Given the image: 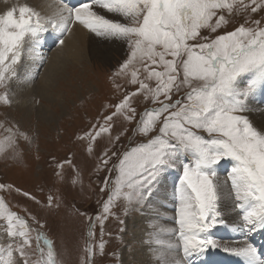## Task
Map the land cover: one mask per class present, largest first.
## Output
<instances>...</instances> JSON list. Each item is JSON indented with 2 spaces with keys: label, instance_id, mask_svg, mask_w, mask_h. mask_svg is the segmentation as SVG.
I'll return each mask as SVG.
<instances>
[{
  "label": "snow or ice",
  "instance_id": "obj_1",
  "mask_svg": "<svg viewBox=\"0 0 264 264\" xmlns=\"http://www.w3.org/2000/svg\"><path fill=\"white\" fill-rule=\"evenodd\" d=\"M52 6L51 15H42L28 4L12 6L0 15V86L15 75L14 66L25 46L38 43L49 26L67 33L78 23L96 36L127 42L130 55L115 75L130 74V83L139 85L114 105L115 111L104 117L99 130L81 139L94 142L101 133L109 132L114 117L123 116L131 122L136 116L130 102L133 96L143 93L145 100L159 105L146 110L136 128L145 136L157 134L146 144L125 152L115 166L114 187L103 205V215L96 217L101 228L117 200L128 204L144 201L161 173L174 167L183 153L191 163L183 166L179 177L177 228L170 230L178 243L159 236L155 239L157 246L169 251L182 249L183 256L166 255L158 258L160 264H190L191 256L220 247L210 232L225 222L219 201L226 187L242 220L236 228L264 229V128H257L247 115L252 111L248 97L258 87L264 88V27L259 20L246 19L245 24L254 26L241 24L233 31L212 35L228 24L225 12L229 16L233 11L249 9L255 13L264 8V0H85L77 7L67 0H53ZM100 10L118 18H106ZM141 67L146 73L144 79H140ZM153 79L154 88L145 82ZM182 89L187 91L173 100ZM0 102L10 103L7 93L0 95ZM96 127L93 125L94 130ZM6 131L10 133L7 141L12 142L16 134L11 129ZM88 150L91 153V143ZM110 159L103 163L106 165ZM224 159H231L234 165L227 180L222 181L215 166ZM48 206H52V197L48 198ZM0 219L6 220L11 240L6 249L0 248V264H59L52 241L39 232L35 235L38 258L31 259L28 249L32 248L34 230L27 220L8 210L2 198ZM94 227L90 225L89 237L94 236ZM99 248L103 252V242ZM84 250L90 264L93 247L88 244ZM224 250L243 257L245 264H264V258L246 241Z\"/></svg>",
  "mask_w": 264,
  "mask_h": 264
},
{
  "label": "rangeland",
  "instance_id": "obj_2",
  "mask_svg": "<svg viewBox=\"0 0 264 264\" xmlns=\"http://www.w3.org/2000/svg\"><path fill=\"white\" fill-rule=\"evenodd\" d=\"M245 3H248V0H245ZM224 14L229 22L217 33H213V36L233 31L241 24L253 27L251 23L245 24L246 19L259 20L260 26L264 27V8L255 13L249 9L240 13L233 11L230 16L227 12ZM203 31L204 34H208L207 30ZM123 42L121 54H114L110 63L102 64L98 60L91 62L84 54L80 57L82 61L80 64L67 63L59 73V78L53 82V89L49 92L47 101L40 99L39 94L36 95L34 92L32 103L28 102L30 99H21L27 100L28 104L25 103V107L21 106V100L12 99V86L18 78L22 54L14 66L15 75L6 81L4 86H0V95L7 93L10 101L9 104L0 102V148L3 149L0 151V185L5 186L0 188V198L4 200L8 210L27 220L34 230L31 234L32 248L28 249L32 253V260L38 258L35 235L39 232L52 241L59 264H89L88 254L84 250L88 244L93 247L90 264H141V258L135 261V258L131 257L135 249L142 245L132 240L135 237L133 233L137 234L141 228L138 227L137 221L149 220V217L160 221L157 213L151 214L152 208L148 203L152 202L165 174L173 170L179 178L183 166L191 163L185 154H179L175 166L166 168L161 173L150 196L141 203L128 204L122 199L117 200L111 208L112 214L103 220L101 228V221L96 217L103 215V205L114 187L113 181L117 176L115 166L119 164L125 152L146 144L157 134L153 132L145 136L136 131L144 112L159 107L158 104H153L151 99L145 100L141 93L131 98V105L136 109V116L131 122L125 120L123 116L114 117L113 121L109 122V132L101 133L94 142L88 138L81 139L86 133L99 130V125L104 124V117L115 111L114 105L139 87L138 84L130 83V74L115 75L120 65L130 55L127 42L125 40ZM55 49L57 48L54 47L45 57L50 58ZM40 69L38 66L35 70L36 81L41 79L45 68L41 73ZM145 76L146 73L141 67L140 79H144ZM145 82L150 87L156 86L154 79ZM259 89L260 87L252 95H257ZM186 91L187 89H182L180 93L174 94L173 100L181 98ZM27 105L32 107L29 108ZM43 110L49 112V120L43 119ZM93 125L97 126L95 130ZM6 129H11L12 133L16 134L12 142L6 139L10 135ZM24 136L28 139H24ZM90 143L91 153L88 150ZM105 152L108 156L104 155ZM108 157L111 159L105 165L103 160ZM69 160L71 163H66ZM226 160L220 162L223 164L219 169L220 174L216 169L218 176H222L224 180L231 174L230 171L226 174L221 172L227 167L223 162ZM106 179L108 187L105 188ZM101 188H104V191H101ZM25 193L28 195H24ZM49 197H52L51 207L48 206ZM230 200L235 207L236 201L231 194ZM220 204L219 201L221 211ZM235 215L236 218H241L239 210ZM224 216L222 219L226 222ZM31 217H35V220ZM225 222L220 224L221 227L226 226ZM92 224L95 225L92 228L94 236L89 237V227ZM6 227V220L0 219V248L3 249L11 242ZM215 229L216 227L213 230ZM212 236L228 241L220 232L214 231ZM245 241L250 243L248 238ZM102 242L103 252L99 248ZM132 242L134 244H131ZM41 246L43 247L42 242ZM176 252H179L178 257L183 256L182 249ZM201 253L191 257L200 258ZM231 254L232 260L238 257ZM14 255L18 258V254ZM196 262L195 264H204L198 259Z\"/></svg>",
  "mask_w": 264,
  "mask_h": 264
},
{
  "label": "bare ground",
  "instance_id": "obj_3",
  "mask_svg": "<svg viewBox=\"0 0 264 264\" xmlns=\"http://www.w3.org/2000/svg\"><path fill=\"white\" fill-rule=\"evenodd\" d=\"M24 4H28L40 11L42 15H51L54 11V7L52 6L53 0H0V15H3L12 6L19 7ZM100 11L106 15V18H118L115 14L106 13L104 10ZM60 37L64 40L63 44L59 43L61 40L59 39ZM56 40L57 42L54 45V41ZM54 47L57 49L54 50L50 58L45 57V55L52 51ZM25 48L26 50L22 52L23 58L19 63L18 78L15 79L16 82L12 86V99L21 100L22 98H26L27 100L30 99L28 102H31L34 93L36 95L39 94L38 96H40V99L43 101L48 100V97L50 96L49 92L53 89V82H55L59 73L63 71L62 69L67 63L71 62L72 65H74V63L80 64L82 62L80 57H82L83 54L88 57L91 62L98 60V62L100 61L102 64L110 63L114 54H121L120 52H122L124 48V42L122 39L115 37L96 36L95 33L89 32L78 23H74L71 31L67 33H63L61 30L49 26L45 32L40 34L38 43L34 46L26 45ZM38 66L41 67L39 70L40 73L42 69H45L42 72L41 79L36 81L37 73L35 70ZM26 101H20L22 107H25V103H27ZM247 102L252 109V111L247 114L252 118L254 125L257 128H264V88H260L255 96L251 94L248 97ZM27 107L29 106L27 105ZM33 108H35V106H33ZM43 111L44 113L42 116H44V118H42L45 121L49 120V112L47 110ZM231 169L232 167L227 166L221 172L226 174L229 171L231 172ZM218 174H220V171ZM219 178L222 181H225L222 176ZM163 179H161L160 185L157 187L156 193L153 196L155 200L152 198V202L148 203L149 207L152 208L151 214L153 215V213H157L160 221H157L155 218L152 219V217H149V220L141 218L142 220L137 221L138 227L141 226L140 231L138 229L137 234L133 233V236L135 237H133L132 240L139 242L140 245H142H137L138 249H135V253H133L131 257L135 258V261H139L137 259L141 258V264H160L158 258H163L166 255H179V252H176L175 249L169 251L168 249L159 247L155 244L157 236L169 240L173 244L178 243L177 237L170 230L177 228V225L175 224V213L177 207L176 189L179 185V179L176 172L173 170H170L169 173L165 174ZM220 202L221 211L226 219V226L223 228V232L221 230L220 234L227 238L228 241H224V239L221 240L217 236L213 238L219 242L221 246L219 248L221 250H224L225 247H239L247 238L243 237V234H245L244 228L243 230L236 228V225L242 224V220L240 217L236 218L237 216L235 213H237L238 209L236 210L234 205L231 204L230 194L227 187ZM148 205L146 204V206ZM147 216L149 215L147 214ZM143 229H145V231H143ZM145 243L147 245H145ZM131 244H134V242ZM249 244H251L256 251L257 247L260 246L253 245L251 242ZM202 256L203 252L200 254V258L192 257V264L197 263V259L203 261L204 264H224V257L220 254L214 256L218 262L214 260H204L202 259ZM232 261L234 264H245V259L241 256L233 258Z\"/></svg>",
  "mask_w": 264,
  "mask_h": 264
}]
</instances>
